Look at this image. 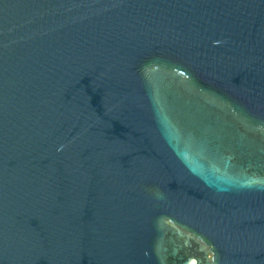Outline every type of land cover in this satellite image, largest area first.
Returning <instances> with one entry per match:
<instances>
[{
	"label": "water",
	"instance_id": "95a60500",
	"mask_svg": "<svg viewBox=\"0 0 264 264\" xmlns=\"http://www.w3.org/2000/svg\"><path fill=\"white\" fill-rule=\"evenodd\" d=\"M0 264H264V0H0Z\"/></svg>",
	"mask_w": 264,
	"mask_h": 264
}]
</instances>
